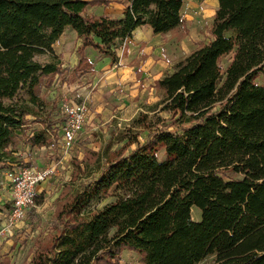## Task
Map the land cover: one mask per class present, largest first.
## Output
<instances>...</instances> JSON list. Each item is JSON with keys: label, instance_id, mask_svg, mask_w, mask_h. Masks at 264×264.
Masks as SVG:
<instances>
[{"label": "trees", "instance_id": "trees-1", "mask_svg": "<svg viewBox=\"0 0 264 264\" xmlns=\"http://www.w3.org/2000/svg\"><path fill=\"white\" fill-rule=\"evenodd\" d=\"M118 2L121 17L90 14ZM184 0H0V162L17 161V139L32 147L58 135L42 117V90L63 72L54 44L67 28L82 39L74 75L93 64L86 48L118 60L117 43L143 26L166 35L184 23ZM213 38L155 81L161 128L83 159L101 172L92 186L56 206L32 264H264V0H218ZM51 54L48 62L38 54ZM232 54L226 66L222 60ZM25 91L26 98L13 100ZM6 100L11 102L7 103ZM51 112L46 116L50 117ZM32 122L42 130L24 133ZM163 151L164 160L159 159ZM80 164V163H78ZM108 197L114 199L98 207ZM45 202L36 196L37 206ZM202 216L192 217L193 207ZM36 215V208L30 212Z\"/></svg>", "mask_w": 264, "mask_h": 264}, {"label": "rangeland", "instance_id": "rangeland-1", "mask_svg": "<svg viewBox=\"0 0 264 264\" xmlns=\"http://www.w3.org/2000/svg\"><path fill=\"white\" fill-rule=\"evenodd\" d=\"M216 1L218 3V0H184L182 7L184 23L161 39V43L166 46L163 55H160L162 61L160 69L163 74L170 71L171 67L174 68L178 61L183 60L198 46L208 43L213 38L214 16L219 5V3L216 5ZM110 6L109 12L112 16L120 15L121 8L115 3ZM93 11L99 13L101 9L90 8V12ZM78 45L77 35L70 28L65 30L54 44L56 55L61 56L63 60V72L50 86L42 90L45 103L42 117L48 122L59 124L64 117V104L85 102L88 107L85 129L74 143L64 144L61 141L54 149H50L48 144L36 149L26 143L25 137L17 139L16 148L21 153H28L32 164L45 166L54 162L57 168L55 174L38 189V192L44 193L45 202L36 209L34 218L29 214L18 227L5 233L13 238L14 244L8 250L0 249V264H32L37 243L48 236L47 231L57 204L70 200L86 187L92 186L101 172L97 164L89 166L83 161L87 153L99 152L103 157L101 163L103 165L106 154L121 148L129 138L137 137L140 142L145 141L148 129L136 123L142 113L148 114L146 126L153 129L162 127L161 119L170 118V114L162 110L163 105L160 104L162 96L153 88L152 77L142 79L145 69L141 61H146V56L141 55L131 63L134 67L132 78L127 76L118 84L102 82L95 86L91 84L95 79V73L82 75L71 73ZM231 57L232 54L222 60L225 68ZM35 59L45 63L51 59V54H38ZM134 74L136 77H133ZM258 82L264 84V78L260 77ZM26 97L25 91H22L13 101ZM48 112H51L49 118L46 116ZM44 127V123L32 122L25 127L24 133L30 134ZM33 155L36 157L33 158ZM36 159H40L42 163H38ZM159 159H165L163 151L159 153ZM1 168L3 165H0ZM113 199L108 197L98 204V207ZM3 206L7 208L9 204L5 203ZM201 216V210L194 206L192 217L199 221ZM121 256L123 259L121 264H141V256L133 250L125 248ZM214 260L215 255H211L200 264L213 263Z\"/></svg>", "mask_w": 264, "mask_h": 264}, {"label": "crops", "instance_id": "crops-1", "mask_svg": "<svg viewBox=\"0 0 264 264\" xmlns=\"http://www.w3.org/2000/svg\"><path fill=\"white\" fill-rule=\"evenodd\" d=\"M114 3L116 4L118 8H121L119 9L121 10V13L118 16H112L109 12V7H111L110 5ZM110 5L91 6L88 8V13L106 14L111 17H121L123 15L125 11V7H126L125 5L120 4L118 2H112ZM90 8L101 9V12L99 13H96L94 11L90 12ZM72 31L76 33L75 30L72 29ZM163 37L164 36L161 34H154L152 28L149 26H143V27L137 28L133 33V37L127 38L126 40L121 41L120 44L117 43L116 52L118 55V60L115 62H112L111 57L106 56L102 53H99L98 51L94 50L91 47H87L86 54L88 55L90 61L92 62L93 68L91 69L90 72L85 73V74H89L92 72L95 73V76H94L95 79L91 83L95 86L97 83H102V82L103 83L105 82V84L107 83L110 85L118 84L121 81H124L127 78V76L132 78V70L134 67L132 66L131 63L134 61V59H137L141 55H144L146 56V61L144 60L141 61V64L143 65V69H145L142 79L152 77L154 81L153 88H155L154 85H155L156 80L162 78L164 75L168 73H172L174 70V68L171 67L170 71H168L166 74H163L164 72L163 73L161 72L160 66L162 65V61L160 60V55L162 56L163 51L166 50V46H164L163 43H161V39ZM77 38H78V35H77ZM78 40H79V45H78L79 47L82 43V39L78 38ZM78 47H77V50H78ZM79 57L80 56L77 51V54L74 58V63L72 65V69L78 63ZM156 57L159 58L157 61H156L157 59ZM146 69L148 70L150 69V71ZM133 77H136L135 74L133 75ZM87 93H85V95ZM56 125L58 126V124ZM35 148L39 149L40 147L35 146ZM16 156H17V159L30 160L28 153H21L19 151L16 153ZM32 157L34 158L36 157V155L35 156L33 155ZM36 160L38 163H42L40 159H36ZM0 165H3V168L0 169V249L8 250L14 244V240L10 236H8V234H5L3 230L6 226L7 216L11 208L12 190H11L10 183L6 177V172L8 170V164H4L3 162H0ZM40 187L41 185L39 186V188ZM41 194L44 195L43 192H38V195H41ZM5 203H8L9 207L4 208L3 205Z\"/></svg>", "mask_w": 264, "mask_h": 264}, {"label": "built area", "instance_id": "built-area-1", "mask_svg": "<svg viewBox=\"0 0 264 264\" xmlns=\"http://www.w3.org/2000/svg\"><path fill=\"white\" fill-rule=\"evenodd\" d=\"M63 107L64 117L58 124V135L52 136L48 144L50 149H54L61 141L64 144L74 143L85 129L88 117L86 103L64 104ZM56 168L57 164L54 162L45 166L32 164L30 160L24 159L8 163L6 177L12 190V203L3 232L8 233L18 227L19 223L38 207L36 204L38 188L55 174Z\"/></svg>", "mask_w": 264, "mask_h": 264}, {"label": "bare ground", "instance_id": "bare-ground-1", "mask_svg": "<svg viewBox=\"0 0 264 264\" xmlns=\"http://www.w3.org/2000/svg\"><path fill=\"white\" fill-rule=\"evenodd\" d=\"M218 3H217V1H216V5H217Z\"/></svg>", "mask_w": 264, "mask_h": 264}]
</instances>
